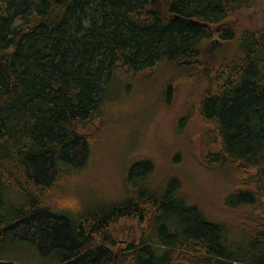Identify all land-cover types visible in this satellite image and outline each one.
<instances>
[{
  "label": "trees",
  "instance_id": "obj_1",
  "mask_svg": "<svg viewBox=\"0 0 264 264\" xmlns=\"http://www.w3.org/2000/svg\"><path fill=\"white\" fill-rule=\"evenodd\" d=\"M263 10L264 0H0V253L29 243L57 264H264ZM237 13L241 29L225 26ZM161 71L195 90L203 160L235 181L204 198L208 212L180 176L155 183L140 161L118 202H65L57 185L86 167L107 91ZM122 223L137 241L116 235Z\"/></svg>",
  "mask_w": 264,
  "mask_h": 264
},
{
  "label": "rangeland",
  "instance_id": "obj_2",
  "mask_svg": "<svg viewBox=\"0 0 264 264\" xmlns=\"http://www.w3.org/2000/svg\"><path fill=\"white\" fill-rule=\"evenodd\" d=\"M236 16L238 13L227 20L225 26L241 29L238 26L241 16L234 21ZM253 16L258 18L256 14ZM259 19L264 26V10L259 13ZM221 45L222 41L216 38L213 42H205V47L211 48L209 53L212 57ZM129 79L133 81L129 89L118 83L107 91L110 99H105L104 105H107L109 113L91 145L92 153L86 167L77 176L66 178L67 186L57 185L59 190L67 192L66 198L71 199L65 202L70 201L71 205L86 201L118 202L127 195L124 186L127 171L140 161H150L156 168L153 182H161L172 174L180 176L185 183L182 193L195 202L205 204V208L211 212L212 204L204 203V198H213L212 190L222 191L235 179L229 170L212 168L203 160L207 151L202 146L201 126L192 110L190 97L195 90L178 84V77L163 71L154 77L146 75L137 80ZM168 80L172 84L171 89L167 88ZM195 133L197 135L191 145ZM143 174L136 183L144 182L143 177L149 176ZM100 189H104L103 194L109 197L98 195ZM135 190L138 188L135 187ZM117 228H121L115 233L121 235L122 241L138 240V227L135 224L122 223ZM123 231L125 236H122ZM16 247L1 252L0 261L9 264H57L56 255L44 257L29 243Z\"/></svg>",
  "mask_w": 264,
  "mask_h": 264
},
{
  "label": "bare ground",
  "instance_id": "obj_3",
  "mask_svg": "<svg viewBox=\"0 0 264 264\" xmlns=\"http://www.w3.org/2000/svg\"><path fill=\"white\" fill-rule=\"evenodd\" d=\"M190 23L199 24V23L194 22V21H190ZM199 25L204 26V25H202V24H199Z\"/></svg>",
  "mask_w": 264,
  "mask_h": 264
}]
</instances>
